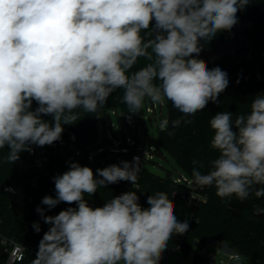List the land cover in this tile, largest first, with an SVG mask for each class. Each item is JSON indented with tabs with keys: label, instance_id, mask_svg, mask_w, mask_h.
<instances>
[{
	"label": "clouds",
	"instance_id": "clouds-1",
	"mask_svg": "<svg viewBox=\"0 0 264 264\" xmlns=\"http://www.w3.org/2000/svg\"><path fill=\"white\" fill-rule=\"evenodd\" d=\"M249 3L0 0V149H9L3 162L14 164L33 145L59 141L64 126L80 119V111L97 112L117 89H123L129 114H138L146 101L161 106L167 101L183 114L171 121L173 129L191 124L189 117L209 101L219 103L229 85L225 71L197 58L200 42L230 31ZM140 59L145 65L132 72ZM34 101L38 107L32 110ZM43 116H51L52 123ZM169 124L161 119L159 130ZM209 124L214 133L210 146L219 155L206 174L200 171L204 165L193 161L198 167L192 169L189 187H215L221 199L264 197V94L253 97L247 114L233 119L232 112H218ZM133 161L135 167L122 161L95 174L70 162L69 170L53 177L56 196L46 195L41 203L49 210L61 202L76 207L55 216L36 208L50 227L32 264H160L173 235L189 228L187 220H178L166 193L148 196L147 208L136 191L112 197L102 207L93 208L85 199L119 181L135 185L139 157ZM33 228L41 230L38 222Z\"/></svg>",
	"mask_w": 264,
	"mask_h": 264
},
{
	"label": "trees",
	"instance_id": "trees-1",
	"mask_svg": "<svg viewBox=\"0 0 264 264\" xmlns=\"http://www.w3.org/2000/svg\"><path fill=\"white\" fill-rule=\"evenodd\" d=\"M237 18L238 23L230 31L219 32L210 42L204 40L200 42L202 51L215 48L230 39V34L236 30L237 25L245 26L248 21L252 22L250 38L254 47L251 55L242 54L236 57L232 53H226L204 60L210 69L218 66L228 75L229 85L219 95V103L209 101L204 110L194 117H189L193 121L191 124L182 122L178 128L173 129L171 121L181 118L183 114L172 107L171 102H168L169 128L166 131L159 130L157 154L170 155L190 179L193 167H198L193 164V161H200L204 165L200 171L206 174L210 170V161L219 155L218 150L210 146L214 134L209 124L211 117L223 111L232 112L233 119L237 115L247 114L250 111L253 97L257 94H264V53H262L264 51V0H250L249 5L237 13ZM257 52H260L259 56ZM145 63L143 59L138 60L131 71L139 70ZM122 97L123 89H117L108 97L105 106L99 108L97 112L80 111V119L74 125L64 126L62 137L75 133L79 143L87 145L98 135V120L101 113L116 109L121 113L120 117L130 118L137 115L128 113L126 106L122 103ZM36 107L38 105L34 101L32 110ZM141 113H144V108L138 114ZM42 118L52 123L51 116ZM137 123L140 121L137 120ZM169 132L173 134L169 135ZM8 150L7 147L0 149V231L25 240L27 245L35 250L33 253H28L22 261L14 264H32L42 239L40 232L37 233L33 228V223L38 222L41 230L50 227L49 224L44 223L36 212V208L39 206L45 209V215L55 216L61 210L76 207L75 203L68 205L61 202L49 210L41 203L46 195L55 198L53 177L69 170L70 160L58 150L51 153L50 160L45 167H40L36 157L25 151L20 154L17 162L9 164L3 162ZM122 161L124 159H120L115 164L119 165ZM87 166L92 168L95 174L96 169H102L108 165L90 162ZM176 175L177 173L173 170H168L163 176L158 175L146 166L139 172L135 185L128 181H119L105 188H98L92 196L86 194L85 199L93 208L102 207L112 197L136 191L139 196L138 202L142 207L147 208L149 207L148 196L157 192L166 193L168 198L175 203L178 220L180 222L187 220L189 228L183 235H173L168 242V248L162 254L160 264H166V257L170 254L181 257L189 255L195 239L199 240V244L195 251L193 264H215V261L200 249L209 237L223 239L230 247L237 249L245 257L247 256L252 264H264V212L255 213L257 208L264 209V197L257 198L252 195L244 201L235 196L221 199L216 195L215 187L201 189L195 186L190 188L186 185L175 184ZM97 178L100 177L97 176ZM8 187H12L14 191H6ZM190 190L206 195V201L197 200L196 197L188 194ZM0 264H8L6 254L1 250Z\"/></svg>",
	"mask_w": 264,
	"mask_h": 264
},
{
	"label": "built area",
	"instance_id": "built-area-1",
	"mask_svg": "<svg viewBox=\"0 0 264 264\" xmlns=\"http://www.w3.org/2000/svg\"><path fill=\"white\" fill-rule=\"evenodd\" d=\"M241 27V25H237L236 30L230 34L229 38L236 37L238 30L242 29ZM159 106L161 109L163 108V106ZM159 106L152 104L151 107L147 102L146 107H144V113L149 114L151 119H158ZM113 113H116L120 119L121 113L116 109L105 111L101 113L99 117L98 130L101 127V123H103L102 128L104 129V138L102 141H100V133L98 132L97 137L91 143L81 145L76 134L71 133L68 137H62L52 145H45L43 147L33 145V151L31 154L36 157V161L40 167H45L50 160L51 153L58 150L65 154L70 162H78L81 166H87L90 162H97L109 166L120 161V159H124V161L130 162V164L135 167L136 165L133 158L139 157V167L140 171H142L147 164L152 162L155 158V155L157 154V146L146 142L141 145L139 136L135 134L133 137L127 135L122 126H120V135L114 129V123L112 122ZM126 119L130 127L134 123L138 124L136 118H134L135 120H132L131 117ZM108 126H110V129L108 130L110 134L107 136L106 130ZM174 180V183L177 185L181 184L189 187L188 181L190 178L183 173L176 175ZM8 189L14 191L12 187H8ZM0 240L9 241L8 243H0V250L6 254V261L8 264L22 261L28 253L35 252L33 248L27 245L25 240L15 236L6 235L1 231ZM208 255L215 261V264H252L250 259L241 253L219 245L216 247L215 251H212ZM168 257L169 256L166 257V263Z\"/></svg>",
	"mask_w": 264,
	"mask_h": 264
},
{
	"label": "rangeland",
	"instance_id": "rangeland-1",
	"mask_svg": "<svg viewBox=\"0 0 264 264\" xmlns=\"http://www.w3.org/2000/svg\"><path fill=\"white\" fill-rule=\"evenodd\" d=\"M251 25H252V22L248 21L245 26L241 27L242 29L244 28V30H238L237 35L240 32H244L246 35L249 34L248 35L249 43L252 45V47H254V44L250 38V34L252 33V30L250 29ZM262 53H264V51ZM259 54H260V52H257L258 56H259ZM146 104H147V101H146L144 107H146ZM148 104L152 107L151 102H148ZM158 108H159L158 109V115H159L158 119H155V118L151 119L150 115L147 113H141L140 115L137 114V115H134V117H131V119L135 120L134 118H136V121L138 120V121H142V122L135 124L133 121L134 124L131 127L128 125L127 119L125 117L121 116L119 119L118 115L116 113H113L112 122L114 123V129L121 135V127L120 126H122L124 132L127 135H129L131 137H133L134 134L138 135L141 145L144 142H146V143H152L154 146H157L159 143V127H158V124H159V121L163 118L169 119V104L166 101V104L163 106L162 109L160 106ZM161 112H162V114H161ZM102 125H103V123H101V127L99 129L100 141H102L104 138V129L102 128ZM109 129H110V126H108L107 130H106L107 136L110 134V132L108 131ZM110 139H111V137H110ZM147 168L150 171H152L158 175H162V176L165 175L168 170H173L174 172L177 173V175H179V173H183L185 176L188 175L181 167H179L177 165V163L174 161V159L170 155H168L167 153L165 154V156L156 154L155 158L153 159V162H149L147 164ZM188 194L193 195L194 197H196L197 200L203 199L204 201H206V199H207L206 195H203L201 193H197L195 191L190 190V192ZM48 229H49V227H46L45 229L43 228V230L40 231V237L41 238L43 237L44 233ZM198 244H199V240L195 239L189 255H187L185 257H181V256L179 257L176 254H171L167 263L168 264H176L177 260L183 261L182 258H190L191 257V260H192L191 264H193L194 255H195V251L197 249ZM211 245H216L217 247H218V245H221L224 248H229V249H232V250H235V251L241 253L237 249L230 247L228 245V243H226L223 239H220V238L214 239L211 237L206 239V241L201 245L200 249H201V251H204L208 255L209 254V247Z\"/></svg>",
	"mask_w": 264,
	"mask_h": 264
},
{
	"label": "water",
	"instance_id": "water-1",
	"mask_svg": "<svg viewBox=\"0 0 264 264\" xmlns=\"http://www.w3.org/2000/svg\"><path fill=\"white\" fill-rule=\"evenodd\" d=\"M252 49L253 47L249 43L247 35L244 32H240L236 37L228 39L215 48L201 51L198 58L209 60L211 58L222 56L226 53H232L236 57H239L242 54L249 56L252 53Z\"/></svg>",
	"mask_w": 264,
	"mask_h": 264
},
{
	"label": "crops",
	"instance_id": "crops-1",
	"mask_svg": "<svg viewBox=\"0 0 264 264\" xmlns=\"http://www.w3.org/2000/svg\"><path fill=\"white\" fill-rule=\"evenodd\" d=\"M219 246H221V245H219ZM216 245H211L210 247H209V253H211L212 251H215V249H216ZM171 255V254H170ZM170 255H169V257H170ZM169 257H168V260H169ZM180 257V256H179ZM180 260V259H179ZM182 260L183 261H176V264H191V262H192V260H191V257L190 258H182ZM168 262V261H167ZM170 262V261H169ZM166 264H168V263H166Z\"/></svg>",
	"mask_w": 264,
	"mask_h": 264
}]
</instances>
